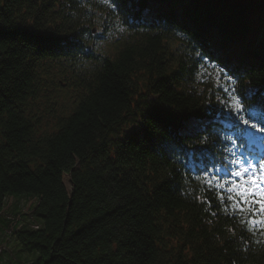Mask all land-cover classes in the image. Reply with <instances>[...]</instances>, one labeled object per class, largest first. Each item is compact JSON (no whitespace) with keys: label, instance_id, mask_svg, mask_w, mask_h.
I'll list each match as a JSON object with an SVG mask.
<instances>
[{"label":"trees","instance_id":"trees-1","mask_svg":"<svg viewBox=\"0 0 264 264\" xmlns=\"http://www.w3.org/2000/svg\"><path fill=\"white\" fill-rule=\"evenodd\" d=\"M106 1L126 36L93 59L80 0H0V217L35 197L13 237L38 264H264V239L177 158L221 148L197 53L264 93V0Z\"/></svg>","mask_w":264,"mask_h":264},{"label":"snow or ice","instance_id":"snow-or-ice-1","mask_svg":"<svg viewBox=\"0 0 264 264\" xmlns=\"http://www.w3.org/2000/svg\"><path fill=\"white\" fill-rule=\"evenodd\" d=\"M227 82L233 84L234 77L228 76ZM222 91L228 103L221 106L233 118L235 135L228 137L231 148H223L219 155L213 153L211 159L202 161L206 191L215 192L224 210L231 209L232 215L241 223L252 226L250 230L264 232V156L238 150L255 142L254 132L264 133V128L256 122L254 108L245 107L254 96H258L259 106L264 107V93L235 87L222 88ZM237 141L241 142L238 144Z\"/></svg>","mask_w":264,"mask_h":264},{"label":"rangeland","instance_id":"rangeland-1","mask_svg":"<svg viewBox=\"0 0 264 264\" xmlns=\"http://www.w3.org/2000/svg\"><path fill=\"white\" fill-rule=\"evenodd\" d=\"M108 46L106 45V49H109ZM66 175H64L66 176L64 177L65 180L69 179L68 176H70ZM65 186L67 190L70 189L72 191V181L66 180ZM36 205L35 197L29 194L16 196L15 200L10 196L6 198L5 209L0 217V259H3L0 264H38V252L24 250L21 244L13 237L14 232L21 227L18 222L22 220V215H15V212L18 211L31 219L32 211ZM33 221L35 226H42L43 224L38 218H34Z\"/></svg>","mask_w":264,"mask_h":264},{"label":"bare ground","instance_id":"bare-ground-1","mask_svg":"<svg viewBox=\"0 0 264 264\" xmlns=\"http://www.w3.org/2000/svg\"><path fill=\"white\" fill-rule=\"evenodd\" d=\"M115 38V42L117 41L116 39V37H114ZM97 45V44H96ZM64 175H66V174H64ZM67 176V175H66ZM66 176H63V182H64V184L66 185V180H69V181H71V178H70V176H68L69 177V179L67 178L66 180H65V178L64 177H66ZM68 191H70V189H68Z\"/></svg>","mask_w":264,"mask_h":264},{"label":"water","instance_id":"water-1","mask_svg":"<svg viewBox=\"0 0 264 264\" xmlns=\"http://www.w3.org/2000/svg\"><path fill=\"white\" fill-rule=\"evenodd\" d=\"M70 177H71V175H70Z\"/></svg>","mask_w":264,"mask_h":264}]
</instances>
